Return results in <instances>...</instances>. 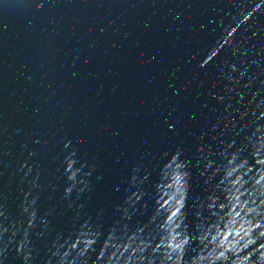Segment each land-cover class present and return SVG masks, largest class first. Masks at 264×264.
Instances as JSON below:
<instances>
[{
    "label": "water",
    "instance_id": "95a60500",
    "mask_svg": "<svg viewBox=\"0 0 264 264\" xmlns=\"http://www.w3.org/2000/svg\"><path fill=\"white\" fill-rule=\"evenodd\" d=\"M0 264H264V0H0Z\"/></svg>",
    "mask_w": 264,
    "mask_h": 264
}]
</instances>
